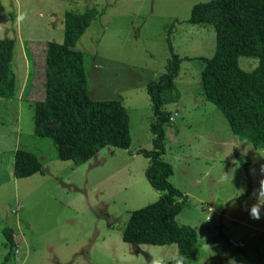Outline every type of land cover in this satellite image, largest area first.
<instances>
[{"label":"rangeland","instance_id":"obj_1","mask_svg":"<svg viewBox=\"0 0 264 264\" xmlns=\"http://www.w3.org/2000/svg\"><path fill=\"white\" fill-rule=\"evenodd\" d=\"M208 1L0 0V39L14 41L16 79V97L0 99V263L4 229L15 244L6 264H169L176 258L175 245L121 239L131 213L162 195L149 187L148 160L138 153L153 148L146 84L165 72L171 46L187 60L173 81L179 99L163 107L172 120L164 127L162 160L172 169L168 182L186 199L175 222L197 235L195 254L181 264H264V205L258 219L248 213L264 191V150L233 135L200 87V59L213 55L214 32L187 20L194 5ZM86 10L95 15L74 50L82 56L88 96L121 102L130 144L101 149L75 166L56 159L49 139L34 137L32 104L44 96V46L62 43L65 12ZM257 64L237 59L245 73ZM16 150L35 156L40 172L15 179ZM243 166L251 184L245 197Z\"/></svg>","mask_w":264,"mask_h":264},{"label":"trees","instance_id":"obj_2","mask_svg":"<svg viewBox=\"0 0 264 264\" xmlns=\"http://www.w3.org/2000/svg\"><path fill=\"white\" fill-rule=\"evenodd\" d=\"M95 12L82 14L65 12L62 16V43L44 46L43 99L32 104L33 135L49 139L56 159L84 164L101 149H127L130 144L128 116L121 102L89 99L82 56L75 51L76 42L93 20ZM194 26H211L214 32V52L209 59H200V87L204 100L221 113L229 130L254 149L264 150V0H210L198 3L190 10L187 20ZM169 42V40H167ZM165 72L156 81L146 84L151 102L149 125L153 148L140 151L148 160L144 172L149 187L162 193L153 204L131 213L121 234L123 243L132 245H175L177 264L195 254L197 235L186 226H178L175 218L182 211L185 197L168 182L171 167L162 160L164 127L169 113L164 105L177 101L179 95L173 81L181 61L172 53ZM14 41L0 39V99L16 97V79L12 70ZM240 57L255 58L256 68L245 73L238 68ZM40 163L31 153L16 150L12 161V176L26 179L40 172ZM247 196L251 191L245 166ZM183 200L177 202L175 199ZM4 263L14 256L12 231L4 229Z\"/></svg>","mask_w":264,"mask_h":264},{"label":"clouds","instance_id":"obj_3","mask_svg":"<svg viewBox=\"0 0 264 264\" xmlns=\"http://www.w3.org/2000/svg\"><path fill=\"white\" fill-rule=\"evenodd\" d=\"M172 117H169V122L172 120ZM259 199H264V191L261 190L257 194V202L253 204L251 207L248 208V213L253 219H258L261 214V205H264V203L258 202ZM182 262L180 260H177V264H181Z\"/></svg>","mask_w":264,"mask_h":264},{"label":"crops","instance_id":"obj_4","mask_svg":"<svg viewBox=\"0 0 264 264\" xmlns=\"http://www.w3.org/2000/svg\"><path fill=\"white\" fill-rule=\"evenodd\" d=\"M9 17V16H8Z\"/></svg>","mask_w":264,"mask_h":264}]
</instances>
